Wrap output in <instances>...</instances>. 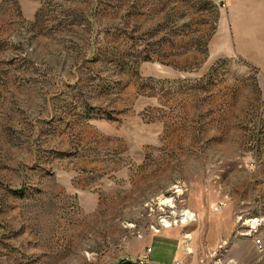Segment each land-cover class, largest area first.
I'll list each match as a JSON object with an SVG mask.
<instances>
[{
    "label": "rangeland",
    "instance_id": "obj_1",
    "mask_svg": "<svg viewBox=\"0 0 264 264\" xmlns=\"http://www.w3.org/2000/svg\"><path fill=\"white\" fill-rule=\"evenodd\" d=\"M252 221L264 0H0V264H264Z\"/></svg>",
    "mask_w": 264,
    "mask_h": 264
},
{
    "label": "built area",
    "instance_id": "obj_2",
    "mask_svg": "<svg viewBox=\"0 0 264 264\" xmlns=\"http://www.w3.org/2000/svg\"><path fill=\"white\" fill-rule=\"evenodd\" d=\"M224 206V205H223ZM169 218L161 219L160 225L164 228H171L173 227V224L168 221ZM253 223V221L251 222ZM255 223L249 224L250 231L241 235L246 237H252L254 240L255 245L259 248L260 251H264V244L262 243V240L257 238L256 233L254 230L256 228L254 227ZM157 233H160L159 229H155ZM240 235L235 234L232 237H229L228 239H222L218 245V248L215 250H208L207 252H204L200 255L195 254L193 249H190V247H186L185 250L187 252V255L191 257L190 260L182 259V260H176L173 264H235L232 261H229L226 258L228 252L230 249H232L235 246V240L238 239ZM187 243V242H186ZM147 249V255L142 256L138 258L137 262L139 264H157L155 262H152L148 259V256L152 253V248H146Z\"/></svg>",
    "mask_w": 264,
    "mask_h": 264
},
{
    "label": "crops",
    "instance_id": "obj_3",
    "mask_svg": "<svg viewBox=\"0 0 264 264\" xmlns=\"http://www.w3.org/2000/svg\"><path fill=\"white\" fill-rule=\"evenodd\" d=\"M168 238H172L173 242H169ZM159 240L160 247H162L165 252H167L168 250V258L159 257L152 259V255L155 253V250L151 247L152 253L148 256V259L150 261L155 262L157 264H173L176 260L185 259V252L182 251V240L177 238L176 235H166L164 236V238L160 237Z\"/></svg>",
    "mask_w": 264,
    "mask_h": 264
},
{
    "label": "water",
    "instance_id": "obj_4",
    "mask_svg": "<svg viewBox=\"0 0 264 264\" xmlns=\"http://www.w3.org/2000/svg\"><path fill=\"white\" fill-rule=\"evenodd\" d=\"M119 264H139V263L131 260H122Z\"/></svg>",
    "mask_w": 264,
    "mask_h": 264
},
{
    "label": "bare ground",
    "instance_id": "obj_5",
    "mask_svg": "<svg viewBox=\"0 0 264 264\" xmlns=\"http://www.w3.org/2000/svg\"><path fill=\"white\" fill-rule=\"evenodd\" d=\"M186 214H187V213H185L183 216L186 217ZM182 220H183L184 223L186 222V218H184V219H182ZM254 227H255V225H254ZM255 228H256V227H255Z\"/></svg>",
    "mask_w": 264,
    "mask_h": 264
}]
</instances>
